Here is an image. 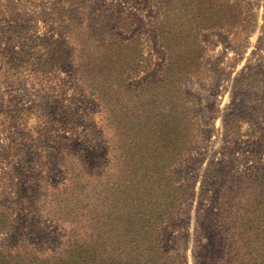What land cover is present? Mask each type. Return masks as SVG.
<instances>
[{"label":"rangeland","instance_id":"1","mask_svg":"<svg viewBox=\"0 0 264 264\" xmlns=\"http://www.w3.org/2000/svg\"><path fill=\"white\" fill-rule=\"evenodd\" d=\"M156 1L0 0V204L12 215L0 246L28 239L49 251L62 243V228L35 212L34 197L62 179L63 152L92 168L105 160L110 136L102 102L76 81L78 68L100 61L110 35L145 33L143 48H133L142 67L125 82L157 78L164 54L152 27ZM188 1L195 11L205 2ZM245 1L249 15L242 12L231 31L199 34L204 68L184 86L201 145L175 169L183 201L160 228L162 248L182 264H217L229 239L221 208L241 190L264 197V0Z\"/></svg>","mask_w":264,"mask_h":264},{"label":"trees","instance_id":"2","mask_svg":"<svg viewBox=\"0 0 264 264\" xmlns=\"http://www.w3.org/2000/svg\"><path fill=\"white\" fill-rule=\"evenodd\" d=\"M156 4L152 27L164 54L157 78L137 86L125 82L142 67L145 33L127 40L110 35L100 61L78 68L76 81L102 102L110 136L105 160L92 168L77 153L63 152L62 179L49 195L34 197L35 212L62 228V243L49 251L28 239L0 246V264H182L181 255L162 248L160 228L183 201L175 169L201 145L194 103L184 86L204 68L206 47L199 34L229 32L250 10L245 0H205L197 11L188 0ZM203 4L208 11L200 13ZM128 24L120 27L124 33L131 31ZM136 45L141 49L134 51ZM220 215L229 239L217 264H264V197L238 191ZM11 224V212L0 204V236Z\"/></svg>","mask_w":264,"mask_h":264}]
</instances>
